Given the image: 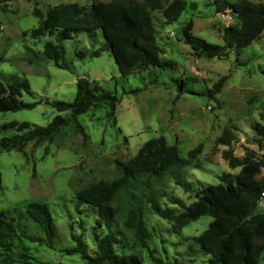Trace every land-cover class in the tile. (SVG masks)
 <instances>
[{"label":"rangeland","instance_id":"374dc122","mask_svg":"<svg viewBox=\"0 0 264 264\" xmlns=\"http://www.w3.org/2000/svg\"><path fill=\"white\" fill-rule=\"evenodd\" d=\"M73 1L87 8L96 1L147 6L145 0L7 2V10H0V82L4 84L13 77L24 78L33 94L22 89L20 98L24 102L41 101L30 109L0 111V138L17 132L15 128H3L5 122L27 121L44 126L57 114L68 116L69 111L58 112L50 102L72 101L76 80L81 76L86 77L91 86L119 97L115 122L107 117L108 105L94 106L76 116L87 134L86 139L76 128L75 121H70L52 141L44 140L36 145L29 141L23 151L0 148V211H7L12 216L22 212L28 202L40 201L47 205L54 218L58 246H72L71 233H82L91 247L97 213L90 205L77 200L75 195L79 189L120 176L121 164L150 138L164 136L169 144L178 147L184 158L189 150L202 144L201 153L187 165H172L157 177L145 174L130 180L118 190L111 203L118 208L120 216L126 215L132 207L140 208L151 234L146 246L135 245L128 249L125 245V252L133 251L146 263L150 262L149 249H154L163 264H205L209 254L200 249L193 237L207 227L212 217L202 215L175 233L170 221L152 211L147 196L153 192L163 208L179 212L183 210L179 201L190 204L202 185L218 183L223 173L236 174L239 167L231 168L222 157V151L228 147L216 144L224 127H229L236 135L230 145L233 154L241 157L246 149L253 151L258 159L251 174L255 178L263 176L264 167L259 160L264 155V138H258L251 124L264 123V30L256 40L229 51L226 56L197 57L190 45L183 42V26L192 21L194 35L221 44L223 28L235 18L224 20L216 9L215 0H185V9L176 21L169 23L162 9L172 0H160L149 12L157 31L161 57L171 60L172 66L136 69L123 76L108 50L90 55L102 46L103 36L97 30L93 37L87 32H75L72 38L64 41V60L71 66L67 70L43 57V43L48 36L31 38L24 31L39 25V18L32 13L33 7L45 15L54 4ZM81 51L85 54L77 53ZM223 75L228 78L216 94V100L191 93L176 98V78H185L188 88L204 90L211 88ZM132 89L138 90L130 92ZM175 177L185 181L188 188L178 185ZM14 208H17L16 212ZM119 218L116 219L119 221ZM24 223L31 234L42 235L32 222L26 220ZM125 234L132 240L130 231L125 230ZM25 244L27 249L16 250L15 260L10 264L83 262L79 254H65L35 242L26 241ZM1 259L0 264H5Z\"/></svg>","mask_w":264,"mask_h":264},{"label":"trees","instance_id":"16d2710c","mask_svg":"<svg viewBox=\"0 0 264 264\" xmlns=\"http://www.w3.org/2000/svg\"><path fill=\"white\" fill-rule=\"evenodd\" d=\"M12 0H0V10L6 11V3ZM147 6L126 5L116 1H96L87 8L76 1L56 3L46 14L35 6L32 13L39 18V25L24 31L31 38L48 36L43 43L42 55L57 67L70 70V63L64 60L66 39L75 32H87L91 37L100 30L103 42L100 49L90 55H98L101 50H108L114 58L120 73L128 76L136 69L165 68L172 66V61L161 57V47L157 41V31L149 12L158 6L160 0H145ZM218 11L230 8L235 21L225 26L221 32L222 43H211L192 30V21L182 28L183 42L190 45L192 53L197 56L223 57L233 49H240L256 40L264 30V1L252 3L249 0H215ZM186 7L185 0H172L162 9L167 22H174ZM149 8V9H148ZM85 54V52H77ZM228 75L221 76L211 88L194 90L186 87L185 78L174 79L177 83L176 98L183 93L206 95L216 100ZM22 89L33 94L28 81L13 77L6 83L0 82V111H17L33 108L41 99L24 102L20 97ZM132 89L130 92L137 91ZM119 97L110 91L91 86L84 77L76 80V93L72 101L53 100L51 105L58 111H69L68 116L55 115L46 125L41 126L27 121L5 122L3 128H15L16 133L0 138L2 150L16 149L23 151L29 141L38 144L52 141L54 136L63 132L70 121H75L76 128L87 138L81 124L76 121L78 114L94 106L108 105L107 117L114 120L116 104ZM251 128L259 139L264 138V123H252ZM236 139L235 133L224 127L216 144L228 148L222 151L223 159L231 168L239 167L236 174L223 173L216 184L202 185L196 192V198L188 205L179 201L183 210L174 212L173 208H163L157 196L150 192L147 202L154 213L167 219L172 224V231L178 233L189 222L202 215H209L212 220L207 227L193 239L200 249L209 254L205 264H262L264 261V211L257 209V201L264 189V174L255 178L251 174L256 166L257 155L246 149L243 156H235L230 145ZM258 139V143H260ZM202 150L198 144L187 152L184 158L174 144H169L160 135L146 140L137 152L122 163L121 175L112 180H99L76 192L78 201L84 202L96 210L97 217L93 228L91 247L83 239L82 233H71L72 246H58L55 242L56 224L47 205L40 201H31L22 212L9 216L7 211H0V257L5 264L13 262L16 250L27 249L25 242L43 244L65 254H79L82 264H163L154 249H149L150 262L146 263L136 253L125 252L133 246H146L151 237L140 208H130L126 215H119L113 205L118 190L130 180L145 174L160 176L170 166H184L190 159H195ZM264 167V155L259 160ZM176 183L185 189V181L176 178ZM147 187L148 182H145ZM1 185V178H0ZM17 208H14L16 212ZM119 216V221L116 219ZM26 220L39 227L42 235H33ZM81 225L83 223H80ZM132 234L130 240L125 234ZM119 245L115 248V245ZM27 256V255H26Z\"/></svg>","mask_w":264,"mask_h":264},{"label":"built area","instance_id":"2783aa9c","mask_svg":"<svg viewBox=\"0 0 264 264\" xmlns=\"http://www.w3.org/2000/svg\"><path fill=\"white\" fill-rule=\"evenodd\" d=\"M219 15L226 21H230L234 19V15L230 8H226L220 11ZM257 209L260 211H264V189L261 191L259 199L257 201Z\"/></svg>","mask_w":264,"mask_h":264},{"label":"crops","instance_id":"0c3cea01","mask_svg":"<svg viewBox=\"0 0 264 264\" xmlns=\"http://www.w3.org/2000/svg\"><path fill=\"white\" fill-rule=\"evenodd\" d=\"M262 264H264V262Z\"/></svg>","mask_w":264,"mask_h":264}]
</instances>
